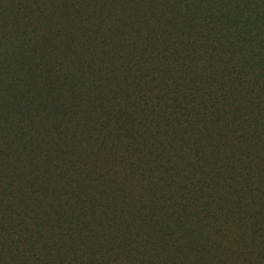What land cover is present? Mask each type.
<instances>
[{
    "label": "rangeland",
    "instance_id": "obj_1",
    "mask_svg": "<svg viewBox=\"0 0 264 264\" xmlns=\"http://www.w3.org/2000/svg\"><path fill=\"white\" fill-rule=\"evenodd\" d=\"M30 1L26 11L36 23L33 39L47 44L48 63L58 74L79 83L76 120L82 125L76 138H59L49 130L54 118L50 121L32 108L36 100L31 103L33 124L26 122L25 137L29 144L50 143L36 152L34 162L26 155L17 161L18 154L12 153V163L5 167L1 160L5 150L10 156V147L1 144L0 202L15 196L18 202L11 210L17 212L37 201L39 212L53 215L55 192L78 196L94 188L100 205L118 209L136 222L150 221L155 232L147 236L148 243L165 245L161 255L171 253L178 264H264V129H254L264 120V84H255L259 106L245 104L241 94L224 97L221 87H211L214 100L201 95L200 102L206 113L219 109L220 117L198 131L195 106L175 104L167 95L179 90V73L165 75L166 61L156 54L161 45L148 43L152 41L146 28L158 24L159 14L143 16V0H74L80 6L64 12L53 8L61 5L59 0ZM79 19L82 23L77 24ZM24 29L25 24L17 25L19 36ZM103 33L110 36L106 44H101ZM136 39L141 41L134 43ZM82 43L94 52L78 54ZM137 59L142 73L134 67ZM86 62L99 70H91L79 82L78 70ZM197 63L198 59L193 66ZM256 71L249 67L252 77ZM136 74L137 85H127ZM90 83L93 89L83 88ZM62 89L64 107L71 97L66 86ZM126 96L131 98L125 105L131 117L126 126L129 138L116 133L119 125L110 114L113 107L114 113L120 110ZM55 119L66 121L63 113ZM35 128H42L39 137ZM54 141L64 154L53 148ZM58 205L60 211H68L64 202Z\"/></svg>",
    "mask_w": 264,
    "mask_h": 264
},
{
    "label": "trees",
    "instance_id": "obj_2",
    "mask_svg": "<svg viewBox=\"0 0 264 264\" xmlns=\"http://www.w3.org/2000/svg\"><path fill=\"white\" fill-rule=\"evenodd\" d=\"M59 1L61 5L53 8L61 12L80 6L74 0ZM143 2V16L159 14L158 24L147 27L146 31L148 40L152 41L148 42L150 45L154 46L155 42L161 45L156 54L166 61L162 71L173 77L179 73V90L169 91L167 95L175 104L183 102L186 106H195L193 108L199 113L198 131H202L209 122H217L220 117L219 109L206 113L207 108L200 102L201 95H205L206 100H214L216 92L211 87H221L224 97L232 93L241 94L245 104L259 106L261 100L255 84H264V0ZM26 4H31V1L0 0V147L2 143L4 147V142L10 147V156L5 154L6 150L3 152L1 161L4 167L12 163V153L18 154L17 161H20V155H26L34 162L36 152L49 146L50 142L46 145L35 141L29 144L25 137V128L29 123L33 124L29 105L35 100L36 106L32 108L39 110L42 116H48L50 121L54 118L49 130L57 137L74 139L82 125V121L76 120L79 110L76 85L79 83L58 74L57 68L48 63L47 44L33 39L36 23L26 11ZM8 19L12 21L11 27ZM19 23L25 24L24 33L20 36L17 32ZM76 23L82 21L79 19ZM45 40L43 38L41 42ZM108 40V33H103L101 44ZM137 41L141 40L136 39L134 43ZM77 52L89 54L94 52V48L89 50L82 43ZM196 59L198 63L193 66ZM133 64L137 72L142 73L141 60L137 59ZM43 66H46L44 71ZM251 66L257 69L253 77L249 72ZM94 69L99 70L89 62L81 65L78 81L86 79ZM139 81L136 74L130 82L127 80V85H137ZM65 86L71 103L61 107L62 88ZM94 86L90 83L83 88L93 89ZM21 93L22 97L19 96ZM130 100L126 96L119 111L114 113V107L110 111L117 120L116 125H119L116 133L121 137L129 138L126 126L131 117L125 112V105ZM99 103L108 106L106 101L100 100ZM60 113L66 119L64 123L55 119ZM42 128L34 129L38 137ZM8 129L12 131L10 134ZM254 129L262 131L264 120L259 121ZM30 135H33V129ZM52 146L61 150L59 141H54ZM60 153L64 154L65 150ZM96 176L101 175L95 173ZM94 192V188L78 196L76 192H55L53 215L39 212L42 207L37 201L29 207L26 199L22 202L29 209H17L15 212L11 209L18 199L15 196L3 199L0 202V264H159L157 259L162 256L161 250L165 245L149 244L147 239L149 233L155 232V226L150 228V221L146 219L136 222L130 215L122 216L118 209L110 210L109 205H100ZM60 202L65 203L67 212L60 211ZM27 220L33 226L29 227ZM176 248L171 247L174 252ZM161 259L162 264H178L168 252Z\"/></svg>",
    "mask_w": 264,
    "mask_h": 264
}]
</instances>
